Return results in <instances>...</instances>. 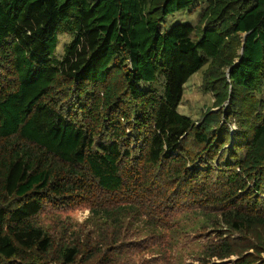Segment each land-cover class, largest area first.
Returning <instances> with one entry per match:
<instances>
[{
  "label": "trees",
  "instance_id": "trees-1",
  "mask_svg": "<svg viewBox=\"0 0 264 264\" xmlns=\"http://www.w3.org/2000/svg\"><path fill=\"white\" fill-rule=\"evenodd\" d=\"M198 3L195 26L164 27ZM206 63L216 106L239 103L235 129L222 111H178ZM263 80L264 0H0V264H45L55 248L34 217L47 203L133 187L214 214L226 232L207 258L264 264Z\"/></svg>",
  "mask_w": 264,
  "mask_h": 264
},
{
  "label": "rangeland",
  "instance_id": "rangeland-1",
  "mask_svg": "<svg viewBox=\"0 0 264 264\" xmlns=\"http://www.w3.org/2000/svg\"><path fill=\"white\" fill-rule=\"evenodd\" d=\"M201 4L190 11L179 10L167 15L164 27L175 22L195 26L201 18ZM71 39L72 35L67 33L58 35V56ZM208 66L204 64L185 82L178 111L195 121L208 108L222 111L226 113L227 126L235 129L240 124L239 103L230 105L227 97L222 105L216 106L213 89L203 80ZM221 71L227 81L228 68L223 67ZM160 85L159 81L156 85L159 91L162 90ZM253 94L261 101V109L256 114L260 118L264 116V80ZM224 116L221 114V118ZM157 185L159 182L152 188ZM170 186L173 189V185ZM133 189L134 192L121 194L96 191L87 199L68 206L47 203L34 217L35 223L49 233L55 248L45 264H62L56 259L57 254L62 248L72 246L80 249L73 264H236V255L216 259L207 258L205 254L206 246L226 232L223 226L213 224L216 223L214 214L208 216L194 209L193 202L180 199L176 194L164 200L155 190ZM231 238L238 239L239 234L233 233ZM246 241L254 239L248 236Z\"/></svg>",
  "mask_w": 264,
  "mask_h": 264
}]
</instances>
